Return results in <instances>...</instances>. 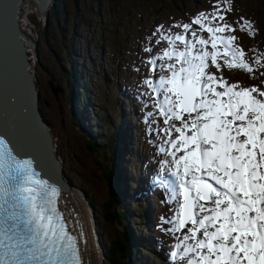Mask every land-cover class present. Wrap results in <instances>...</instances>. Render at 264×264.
Masks as SVG:
<instances>
[{
	"label": "snow or ice",
	"instance_id": "1",
	"mask_svg": "<svg viewBox=\"0 0 264 264\" xmlns=\"http://www.w3.org/2000/svg\"><path fill=\"white\" fill-rule=\"evenodd\" d=\"M232 3L222 0L191 24L174 25L179 33L158 26L156 43L168 46L147 61L150 72H161L143 83L162 97L154 107L169 137L160 151L171 162L161 164L173 179L162 186L177 206L171 218L161 219L171 225L166 231L182 232L170 252L174 264H264V88L230 83L223 75L227 68L250 79L258 71L264 76V53L253 48L256 54L247 59L223 14ZM240 19V30L254 37L253 22ZM39 177L33 161L18 159L0 138V264H88L82 228L79 236L69 231L58 206L60 188Z\"/></svg>",
	"mask_w": 264,
	"mask_h": 264
},
{
	"label": "rangeland",
	"instance_id": "2",
	"mask_svg": "<svg viewBox=\"0 0 264 264\" xmlns=\"http://www.w3.org/2000/svg\"><path fill=\"white\" fill-rule=\"evenodd\" d=\"M52 1H49L46 13H38V10L34 9L36 7L30 6L31 4L23 6V9L28 10L25 9L22 19H19L28 23V27L31 28H24L21 25L22 29H28V33L34 36L35 51H31L33 55L31 53L27 59L31 61L33 68V81L37 92L36 108L51 128L50 137L55 148V156L59 158L61 164L60 173L69 184L68 189H75L82 194L83 201L90 208L93 223L99 224L104 238L109 239L110 236L105 233L106 225L97 212L101 203H104L109 195V188L103 175V171L110 162L107 158L108 138L113 130V120L120 121V104L123 111L128 113L132 111L131 103H134L139 120L143 122L140 139L136 144L134 143V149L137 147L149 161H152L151 149L156 151L154 158L157 163L153 162V167L156 168L159 176H151L150 179L154 189L163 194V197L160 194L153 196L154 205H151L153 212L149 219L150 226L147 227V233L152 237L162 236V242H164L168 233L166 229L171 225L162 221L161 218H171L177 205L175 201L168 202L169 192L162 186V181L165 179L168 181L173 179L169 175L168 166L161 164L162 161L171 162V157L160 151L161 147L168 148L165 141L169 139L162 131L166 127L164 118L154 107V101L162 97H154L143 83L149 77L155 80L161 72L159 69L154 73L150 72L151 65L147 61L168 46L165 41L156 43L160 34L154 35V33L158 26L162 25L165 32L169 34L179 33L182 29L174 25L191 24L192 18L198 13L213 11L214 5L218 2L222 3V0H187L176 10L169 9L164 0H76V2L54 0L55 5L63 7L64 10L59 13L55 23L50 15ZM256 3L257 0H233L232 10L223 13L226 16V22L236 29L232 34L239 38L238 44L245 50L250 62L256 54L251 49L264 53V38L261 36L264 21L260 20L255 11ZM259 7L261 6L257 4V8ZM241 17L253 22V27L257 30L254 37L240 30L239 24L243 23ZM198 27V25H192V30H197ZM44 29H47L49 33L47 40L44 38ZM70 32H73L72 41L69 39ZM197 34H202L205 38L208 36L206 32L198 31ZM186 35L191 39L190 33ZM145 47H151L153 51L146 52ZM210 70L216 71L215 68ZM67 75L74 77L75 82L72 85L67 81ZM223 75L230 83L239 81L243 86L258 85L264 88V84L261 83L264 81V76H261L259 71L256 73V79H250L248 73L239 69L224 68ZM79 79L82 80L81 84ZM91 102L94 107L92 114L91 109L86 110L87 117L84 119L87 125L91 123L94 127V138L83 125L75 121L76 114H73V109L76 107L79 108L78 114L84 116L81 109L89 108ZM145 112L153 113L151 116L152 138L149 137L146 119L143 117ZM128 124L130 125L129 122ZM125 126L126 124H123V127ZM133 130L132 126L128 127L127 136L134 134ZM122 133L120 131L117 136L120 141L123 139ZM173 135L178 134L173 133ZM89 139L92 144L87 147L86 141ZM121 145L122 142L118 146ZM128 147H130L129 143ZM128 149L126 148L127 151ZM115 161L117 162V158ZM120 165L121 167L123 165L126 170L130 169L131 162L126 155L120 161ZM120 165L118 162L115 165V172L117 173L119 169V174L113 188L116 198L114 201L120 212L130 213V218L127 223L119 221V226L129 229L128 237L137 234L136 241L133 244L131 240L129 242L137 250L134 257H142L143 264H146L144 258L149 259V252L142 248L138 249V245H141L139 235L146 233L144 219H139L145 202L134 197V194L127 196V200L123 198L119 190L123 188V172ZM95 171L99 177L93 176L94 181L89 180L88 175L94 174ZM134 172L138 173L137 170ZM131 191L133 192L134 189L132 188ZM71 196L74 200V195ZM170 234L173 249V245L181 239L182 232ZM99 240H101L100 236ZM164 254L170 256L166 251ZM171 262L174 264L171 258L163 263L160 258H156L157 264ZM103 264H105L104 261ZM175 264H182V262L177 261Z\"/></svg>",
	"mask_w": 264,
	"mask_h": 264
},
{
	"label": "bare ground",
	"instance_id": "3",
	"mask_svg": "<svg viewBox=\"0 0 264 264\" xmlns=\"http://www.w3.org/2000/svg\"><path fill=\"white\" fill-rule=\"evenodd\" d=\"M17 4L18 5L16 8V13H15V19H16L17 23H19V20H20V24H19L20 26L23 25L24 28L31 29L30 27H28V25H29L28 23H24L23 21H21V19H22L21 16H22V13H24L26 11L25 9H27V8L23 9L24 8L23 6L31 4L30 6L35 7L34 0H18ZM28 8H29V6H28ZM34 9H35V11H37L36 8H34ZM37 12L39 13V10ZM30 14H31V12H30ZM19 18H21V19H19ZM19 29L22 32V34L24 35V37H26V38L28 37L32 40L34 39L33 38L34 36L32 37L31 33L30 34L28 33V31H27L28 29L27 30H24V29L21 30V28H19ZM27 45H24L25 46L24 52L26 53V56L30 55L32 53L31 51H33L32 50L33 47L26 48ZM32 55H33V53H32ZM30 62L31 61L28 60V64H27V66H25V71H27V72H29L30 68H32V65ZM13 70H16V69L13 66V64L10 62V59H9L5 49L2 47V39L0 36V132L1 133L9 132L10 128L12 126L11 129L14 131L15 136L18 139H21V142H22L23 146L25 147L24 152L21 150H19V151L26 157L33 158V159L36 158L38 162H46L47 166L54 168L52 162L49 159L47 160V158L45 159L44 155L41 153V150L39 149V144L41 143V135H40L38 129L36 128V122H35V119L33 116V114H34L33 111L29 110L28 113H25L22 110V108L26 109V106L31 105V100H30L31 93H30V89H29V82L25 83L21 80H18L14 75L16 73L12 72ZM30 81L33 83V85H35L34 81H33V77L31 78ZM92 111H93V109L90 110L91 114H92ZM125 124L128 125V118H127V121ZM9 126H10V128H9ZM123 129H124V133H122V130L120 128H118V130H117L118 134L121 131V133L123 135V139H121V141L117 137V143L115 145V154L117 155V157H116L117 160H119V159L123 160V158H125L126 151H127L126 150L127 147H125V144H124V137L127 136L126 126L123 127ZM47 131L49 134L52 132L51 128L48 127V125H47ZM118 134H117V136H118ZM8 138H9L10 142L12 143V145L14 146V142H13L12 137H8ZM121 142H122V145L118 146ZM51 149L54 153L55 148L53 146V142H51ZM59 164H60V162H59ZM119 167H121V165ZM37 168H40V166H38ZM121 169H122V167H121ZM131 170L133 172L131 173V171H130L131 175L127 179L129 187L130 188L141 187L142 182L138 180L139 173L134 172V170H140L139 166L136 165ZM52 177L55 178V175L52 174ZM129 181H130V183H129ZM66 191L68 192V199H69L70 204L74 205L73 210H74L76 216L77 217L80 216L82 218V220L85 223V230L88 232L89 230L87 229V226L89 228H91L92 224H93V219L91 217V214H90L91 212H90V208L88 207V204L83 201L84 199H83L82 194L80 192H78L77 190L67 188ZM62 194H63V192H61V195ZM72 194L74 195V200L72 199V196H71ZM129 194H130V191H129ZM62 203H63V201L59 202V204L61 206H63V211H65L66 208L68 207V204L66 203V205H67L66 206L65 204H62ZM139 236H140V240H141V235H139ZM80 245H81V248L84 247V244L82 245L80 243ZM95 251H98V247L96 244L94 246V249L90 248L89 264H99L95 259Z\"/></svg>",
	"mask_w": 264,
	"mask_h": 264
},
{
	"label": "trees",
	"instance_id": "4",
	"mask_svg": "<svg viewBox=\"0 0 264 264\" xmlns=\"http://www.w3.org/2000/svg\"><path fill=\"white\" fill-rule=\"evenodd\" d=\"M166 2V6L169 7L171 10H176L179 6L183 5L187 0H164ZM189 1V0H188ZM53 3L50 6V15L53 19V22L55 23L57 21V17L60 12H64L62 8L57 4L55 5V1H52ZM72 2H76V0H72ZM257 4H259L261 7L257 8ZM257 15L259 16L261 21H264V0H257L256 3V9H255ZM44 38L47 40L49 33L47 29L43 30ZM72 35L73 32H70L69 34V39L72 41ZM261 36L264 38V28L262 30ZM83 70V68H81ZM86 71V69H84ZM67 81L72 85L75 82L74 77L72 75H67ZM80 84L82 83V80L79 79ZM87 84L88 80H86ZM84 99L86 100V97L84 96ZM79 108H74L73 109V114L78 110ZM137 108H135L136 111ZM96 115H98L97 111H95ZM136 115H138L136 113ZM143 117L146 119V126L150 134H152V124L150 121V117L147 116V113H143ZM101 120V118H99ZM75 121L78 124H81V120L78 115L75 117ZM103 121V119H102ZM138 124V126H137ZM113 131H111L109 138H108V144H109V149H108V160H110L109 164L106 166L105 171H103L104 179L108 185L109 188V195L106 197L105 202L101 203L99 209H97V212L99 214V218L104 222L106 225V235L110 236L109 239H105L103 236V231L102 228L99 224H94V229L97 235L99 247L103 253L102 260L105 262V264H131L132 260L139 262L134 258V255L136 254L137 250L134 246L130 245L129 240H131V244H133L136 241L137 234L133 236H127L128 235V230L124 227L119 226V221H123V223L128 221L130 218V213L126 212H120V210L116 207L114 199V193H113V188H115V180L117 179V176L119 174V170L116 173L115 172V165L117 162L115 161V158L117 157L115 153V145L117 143V130L119 127V122L117 119L113 120ZM134 128L136 129H142L143 128V122L141 120H136L134 121ZM92 129V130H91ZM94 127L88 129L87 131L92 135L94 138L93 134ZM124 131V130H122ZM138 131V130H137ZM140 133V131H139ZM127 138L129 139V134L128 136L124 137V144L126 143ZM90 139L86 141V146L89 147L91 145ZM128 145V142H127ZM126 145V146H127ZM129 152V151H128ZM129 158L133 160L134 156L132 154H129ZM93 176L99 177L97 171H95L94 174H89L88 179L91 181H94ZM132 192V191H131ZM144 210V208H143ZM124 217V218H122ZM139 219H144V214L142 213V216L140 215ZM132 221V220H131ZM100 232V234H99ZM99 236L101 237V240H99ZM138 249H144L145 251L149 252L147 246L143 245H138Z\"/></svg>",
	"mask_w": 264,
	"mask_h": 264
},
{
	"label": "water",
	"instance_id": "5",
	"mask_svg": "<svg viewBox=\"0 0 264 264\" xmlns=\"http://www.w3.org/2000/svg\"><path fill=\"white\" fill-rule=\"evenodd\" d=\"M49 1L50 0H34L35 2V7L39 12L46 13L47 8L49 6ZM18 0H0V36L2 39V47L5 49L10 62L13 64L16 70H13L12 72L16 73L14 74L15 77L18 80H21L25 83L29 82V89L31 93V105L26 106V109L22 110L25 113H28L29 110L33 111V116L36 122V128L38 129L40 135H41V143L39 144V149L41 150V153L44 155L45 159H49L54 168H51L50 166H47L46 162H38L36 158H29L24 156V159H31L33 161V167L36 170L44 171L46 174L52 176V174L55 175V178H59L60 172L57 173V171L60 169V164L59 160L53 153L51 149V137L50 134L47 131V122L42 119L41 114L39 111L36 109V97H37V92L36 88L34 87L33 83L30 81L31 78L33 77V68H30L29 72L25 71V66L28 64V59L26 58V53L24 52L25 46L27 45L26 48L28 47H33L32 50L35 51V41H33L30 38L24 37L22 32L20 31L19 28L22 27L17 23L15 19V13H16V8ZM19 26V27H18ZM10 128V126H9ZM12 128V126H11ZM10 128L9 132L3 133L6 135L7 139L9 140L8 137H12L13 142H14V150L22 154L19 150L25 151V147L23 146L21 139H18L14 131ZM5 136H2L0 132V138L6 139ZM10 141V140H9ZM11 143V142H10ZM12 144V143H11ZM17 146L18 148H15ZM20 157V156H17ZM40 166V168H37ZM65 188L62 187V190Z\"/></svg>",
	"mask_w": 264,
	"mask_h": 264
},
{
	"label": "flooded vegetation",
	"instance_id": "6",
	"mask_svg": "<svg viewBox=\"0 0 264 264\" xmlns=\"http://www.w3.org/2000/svg\"><path fill=\"white\" fill-rule=\"evenodd\" d=\"M62 192H63V194H62V197H63V200L62 201H63V203L62 204H65L66 205V203H67L69 205L70 202H69V199H68V192L66 190L65 191L62 190Z\"/></svg>",
	"mask_w": 264,
	"mask_h": 264
},
{
	"label": "clouds",
	"instance_id": "7",
	"mask_svg": "<svg viewBox=\"0 0 264 264\" xmlns=\"http://www.w3.org/2000/svg\"><path fill=\"white\" fill-rule=\"evenodd\" d=\"M93 105V104H92ZM76 114V113H75ZM83 120H85L84 118H83ZM83 120H81V122H83ZM86 122V121H85ZM130 124H131V122H129ZM98 124V123H97ZM119 128H121V126H119ZM117 162H118V164H120L119 163V160H117Z\"/></svg>",
	"mask_w": 264,
	"mask_h": 264
}]
</instances>
